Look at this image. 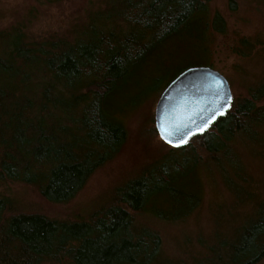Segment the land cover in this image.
Listing matches in <instances>:
<instances>
[{"label":"trees","instance_id":"obj_1","mask_svg":"<svg viewBox=\"0 0 264 264\" xmlns=\"http://www.w3.org/2000/svg\"><path fill=\"white\" fill-rule=\"evenodd\" d=\"M211 1L107 0L124 27L96 31L94 21L72 43L32 41L20 29L0 33V182L32 186L53 204L74 199L125 144L118 115L140 103L145 92L136 91L143 82L138 76L157 54L171 42L195 41L197 57L207 60L209 31L225 34L221 15H209ZM133 93L139 97L129 100ZM263 101L264 77L186 145H168L159 163L117 189L86 221L13 213L10 200L0 197V264H186L161 258L159 234L136 216H187L197 206L199 170L229 158L237 140L264 147ZM185 181L183 199L196 203L175 217L161 205ZM209 251L189 264H264V201L230 240Z\"/></svg>","mask_w":264,"mask_h":264},{"label":"rangeland","instance_id":"obj_2","mask_svg":"<svg viewBox=\"0 0 264 264\" xmlns=\"http://www.w3.org/2000/svg\"><path fill=\"white\" fill-rule=\"evenodd\" d=\"M108 6L107 0H0V33L20 29L32 41L72 43L83 37L94 21L96 31L124 27L117 21V6ZM208 10L210 17L221 15L227 27L225 34L209 31L207 60L197 57L200 43L195 41L171 42L166 50L158 52L150 68L138 76L143 82L136 91L145 92L140 103L125 105L118 115L127 140L116 157L97 169L66 204L45 201L32 186L0 182V197L10 200L11 212L72 222L86 221L107 206L117 189L159 163L169 151L154 128L155 105L166 85L189 66L210 65L226 78L234 100L247 97L248 89L264 77V0H212ZM136 97L133 93L128 99ZM233 149L229 158L219 156L207 169L198 171L197 203L183 199V191L188 190L185 181L177 182L173 200L161 205L181 217L195 202L197 206L187 216L173 220L157 219L149 212L136 216L139 223L159 234L161 258L189 264L208 256L210 246L230 240L235 229L246 223L264 201V147L237 140Z\"/></svg>","mask_w":264,"mask_h":264},{"label":"water","instance_id":"obj_3","mask_svg":"<svg viewBox=\"0 0 264 264\" xmlns=\"http://www.w3.org/2000/svg\"><path fill=\"white\" fill-rule=\"evenodd\" d=\"M232 99L229 84L218 71L207 66L189 67L161 92L154 110V128L165 144L184 146L224 116ZM200 128L203 131H198Z\"/></svg>","mask_w":264,"mask_h":264},{"label":"snow or ice","instance_id":"obj_4","mask_svg":"<svg viewBox=\"0 0 264 264\" xmlns=\"http://www.w3.org/2000/svg\"><path fill=\"white\" fill-rule=\"evenodd\" d=\"M227 99H228V101H230V100H231V96H228ZM221 107L223 108V107H225V106L222 105ZM220 114H223V112H221ZM213 119H214V117H213ZM204 127H207V124H205ZM198 131H203V128L198 129ZM182 142H183V141H182ZM169 143H171V141H169Z\"/></svg>","mask_w":264,"mask_h":264}]
</instances>
